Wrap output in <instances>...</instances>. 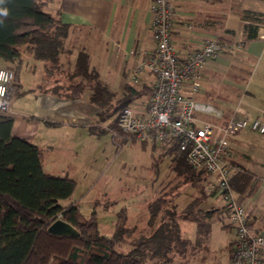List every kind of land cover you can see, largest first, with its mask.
<instances>
[{"label": "crops", "instance_id": "0c3cea01", "mask_svg": "<svg viewBox=\"0 0 264 264\" xmlns=\"http://www.w3.org/2000/svg\"><path fill=\"white\" fill-rule=\"evenodd\" d=\"M172 1L176 14L171 40L180 58L199 48L206 38L223 36L236 43L242 36V11L264 13V0ZM150 4L151 0L47 2L44 9L69 26L60 53L61 74L73 70L78 53L85 52L88 68L95 70L109 88L120 87L122 91L126 83L131 84V74L143 54L155 48L151 35ZM188 24L191 27L188 28ZM226 30L234 33H226ZM27 57L28 71L35 73L32 81L27 83L18 77L20 87L10 95L8 112L5 114L13 119L12 134L26 139L41 150L42 168L46 173L74 180L73 173L83 160L79 145L82 141L87 144L96 134L90 128L97 124L98 108L89 101V89L75 99L56 95L53 87L63 85L60 79H47L43 62L37 64L30 54ZM255 60H258V64L263 60L260 68L257 63L253 65ZM65 79L70 80L68 75H65ZM135 81L140 83V88L143 85L151 87L154 80L149 73L143 72L137 75ZM188 89L186 84L184 92L195 101L211 104L221 109L225 116L236 113L238 117L252 119L264 113V25L259 28L258 38L243 46L232 44L215 58L207 60L202 69L199 90L190 93ZM56 91L61 93L62 90ZM197 117L214 120L211 115L200 114ZM228 140L230 161L241 171L251 173L256 186L251 195L240 196L235 192L234 195L250 210L251 224L255 230L264 232V135L246 129ZM235 173L237 171L231 176ZM210 175L207 174L205 190L215 183L209 178ZM192 191L191 197L194 196L193 188ZM217 195V190L206 194L207 198ZM201 208L218 211L215 205ZM226 215L228 223L222 224L228 230L224 255L216 249L210 250L208 239L205 247L198 248L188 264H228L235 233L229 224L227 212ZM261 255L264 264V249Z\"/></svg>", "mask_w": 264, "mask_h": 264}, {"label": "trees", "instance_id": "16d2710c", "mask_svg": "<svg viewBox=\"0 0 264 264\" xmlns=\"http://www.w3.org/2000/svg\"><path fill=\"white\" fill-rule=\"evenodd\" d=\"M50 1L53 0H0V62L14 73L11 93L20 87L18 77L24 52L43 62L47 79L61 71L60 53L69 26L44 9ZM241 19L244 23L239 44L243 46L258 38L264 13L245 10ZM226 33L234 32L226 30ZM218 39L229 45L235 43L223 36ZM68 76L70 81L79 80L71 82L61 93L54 86V93L75 99L89 89V101L98 108L97 124L90 128L91 132L104 131L98 130V124L113 117L108 125L109 130L116 132L113 140L117 143L128 140L117 127V115L134 98L149 95L151 87L143 85L137 89L126 83L117 95L99 79L95 70L88 68L85 52L78 53ZM12 125V117L0 114V264H188L197 249L205 247L210 220L216 211L200 207L207 198L208 173L190 167L176 141L151 145L160 156L170 157L169 170L174 182L147 206L149 225L158 221L157 225L149 234L134 236L135 228L127 227L125 217L120 214L115 231L106 237L98 233L93 212L82 213L74 202L59 203L71 198L76 182L46 173L42 168L41 150L13 135ZM239 169L229 177L230 186L240 196L251 195L256 187L254 177ZM184 185L194 189V196L178 212L174 195ZM58 218L68 222L78 235L57 236L48 232L47 227ZM180 219L195 223L194 241L181 236ZM125 242L131 245L128 251L115 249Z\"/></svg>", "mask_w": 264, "mask_h": 264}, {"label": "built area", "instance_id": "2783aa9c", "mask_svg": "<svg viewBox=\"0 0 264 264\" xmlns=\"http://www.w3.org/2000/svg\"><path fill=\"white\" fill-rule=\"evenodd\" d=\"M150 10L155 48L143 54L131 79L135 81L137 75L147 72L154 81L144 109L133 111L129 106L124 107L117 115V127L129 139L150 145L176 141L190 167L215 176V183L206 194L219 192L229 224L234 229L228 264H262L264 232L252 226L250 210L236 199L229 183V177L238 168L229 159L228 138L246 129L264 135V113L252 119L238 117L236 113L225 116L221 109L187 95L185 85L190 93L197 92L205 62L230 45L217 37L206 38L199 48L180 58L171 40L176 14L173 1L151 0ZM13 79V71L0 67L1 114L8 112ZM200 114L211 115L214 120L199 119L197 115ZM111 133L116 135L115 131Z\"/></svg>", "mask_w": 264, "mask_h": 264}, {"label": "rangeland", "instance_id": "374dc122", "mask_svg": "<svg viewBox=\"0 0 264 264\" xmlns=\"http://www.w3.org/2000/svg\"><path fill=\"white\" fill-rule=\"evenodd\" d=\"M239 41L233 44L239 45ZM27 55L24 52L23 66L19 71V77L24 83L32 81L35 73L28 71ZM32 60L37 64L42 63L39 60ZM257 61L255 60L253 65L255 66L257 63L258 68H260L263 60L259 61V64ZM0 67L6 68L7 66L0 64ZM61 71L54 74L51 79H60L59 82L63 85H58L56 88L64 91L67 85L71 82H77L78 78L68 81L65 79V75H69L73 70H68L64 75L61 74ZM130 83L139 88L140 83L138 81L130 78ZM110 89L117 95L120 94V87L111 86ZM147 97V94H142L134 98L129 107L133 111L143 110ZM12 98H16V96H12ZM112 119L113 117H109L102 120L97 128L104 131L93 134L92 139L87 141V144H83L82 141V144L79 145V152L82 153L83 160L81 166L73 173L76 186L71 198L60 200L59 203L64 205L68 202H75L82 213L90 214L93 212L96 216L97 231L100 235L109 237L113 234L120 214L125 217L127 227L135 228L134 236H138L140 233L149 234L158 221L149 225L147 206L174 184L172 181L173 174L169 170L170 157L168 155L160 156L158 150L153 151L150 144L140 140L133 142L127 140L117 143L112 138L111 130L108 129ZM210 176L211 180H216L215 176ZM192 193L190 185L178 188L177 194L174 195V203L178 212L183 211L190 203ZM211 205H215L218 211L210 220L209 232L204 243H207L209 239L210 250L216 249L223 256L225 234L228 230L222 224H227L228 221L219 192L216 197L209 196L200 207L206 208ZM178 222L181 235L194 241L197 236L195 223L183 219ZM130 248L131 245L128 242L115 247L120 252H126Z\"/></svg>", "mask_w": 264, "mask_h": 264}, {"label": "water", "instance_id": "95a60500", "mask_svg": "<svg viewBox=\"0 0 264 264\" xmlns=\"http://www.w3.org/2000/svg\"><path fill=\"white\" fill-rule=\"evenodd\" d=\"M48 232L57 236H77L78 232L65 220L56 219L48 227Z\"/></svg>", "mask_w": 264, "mask_h": 264}, {"label": "clouds", "instance_id": "9594fccd", "mask_svg": "<svg viewBox=\"0 0 264 264\" xmlns=\"http://www.w3.org/2000/svg\"><path fill=\"white\" fill-rule=\"evenodd\" d=\"M3 14H4V15H7V13H6V12H4Z\"/></svg>", "mask_w": 264, "mask_h": 264}]
</instances>
